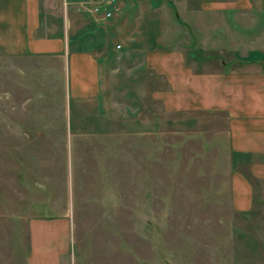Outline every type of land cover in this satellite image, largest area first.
<instances>
[{"label": "rangeland", "instance_id": "1", "mask_svg": "<svg viewBox=\"0 0 264 264\" xmlns=\"http://www.w3.org/2000/svg\"><path fill=\"white\" fill-rule=\"evenodd\" d=\"M215 1L200 11L196 0L128 13L119 4L101 22L114 34L92 53L89 86L76 87L55 14L32 37L54 40L52 50L0 51V264H27L33 230L61 242L59 264H264L262 182L250 177L248 210L233 207L227 117L167 107L168 84L147 67L138 29L136 14L152 13L160 47L208 76L264 51L261 6H240L232 20L231 0ZM83 6L78 16L92 20Z\"/></svg>", "mask_w": 264, "mask_h": 264}, {"label": "crops", "instance_id": "2", "mask_svg": "<svg viewBox=\"0 0 264 264\" xmlns=\"http://www.w3.org/2000/svg\"><path fill=\"white\" fill-rule=\"evenodd\" d=\"M99 1L0 0V51L20 54L28 49L36 51L39 46H44L45 51L51 49L49 47H54V40L32 37L40 33V30H46L49 15L55 14L62 31L59 36L60 51L68 49L67 47L70 49L67 51L76 87L80 88L84 82L87 84L83 87L94 84L97 79L98 61L92 53L106 49L107 40L114 33L112 34L108 27H103V20H96L93 16L92 20H82L77 10L83 12V5L90 6ZM147 2L150 5L148 8L152 7L150 11L155 9V0H125L120 3L122 6L119 7L118 13L120 10L124 13L137 11L139 6ZM196 2L199 11L206 8V0ZM251 2L261 6L258 13H261L264 19V0L227 1L226 3L232 4L231 10L228 11L230 18L239 19L240 6L246 5L250 9ZM224 3L222 0L214 2L216 6ZM151 14L145 15L142 11L136 14V18L141 19L138 29L142 30L143 26L145 28L143 32L139 30L140 35L148 41L146 65L166 79L169 87L167 107L214 109L224 112L227 117L230 175H233L231 183L233 207L238 211H246L250 207L252 195L250 177L252 181L262 182L261 192L264 195V51L251 48L245 56L237 57L236 62L221 61V69L213 76H208L205 70L199 72L191 70L190 66H193L194 61L183 60L176 54L174 50L176 48L160 47L156 39L158 30L153 31V28L148 30L149 26L155 24L152 23ZM192 48L189 46L188 51L190 52ZM195 51L202 53L204 49L198 47ZM194 60L200 69L207 67L206 59ZM195 64L194 62V66ZM180 92L184 94L183 105L173 106L175 102L171 100ZM33 233L27 264H59L60 260L57 257L62 253L61 242L53 237H35L34 230ZM52 253L55 257L49 256Z\"/></svg>", "mask_w": 264, "mask_h": 264}, {"label": "built area", "instance_id": "3", "mask_svg": "<svg viewBox=\"0 0 264 264\" xmlns=\"http://www.w3.org/2000/svg\"><path fill=\"white\" fill-rule=\"evenodd\" d=\"M123 1L124 0H100L98 3L88 6L86 11L96 20H110L117 10V6ZM117 48H119V46H117Z\"/></svg>", "mask_w": 264, "mask_h": 264}]
</instances>
